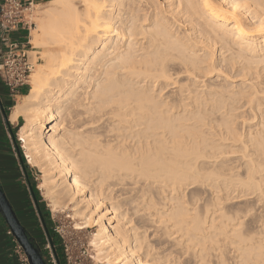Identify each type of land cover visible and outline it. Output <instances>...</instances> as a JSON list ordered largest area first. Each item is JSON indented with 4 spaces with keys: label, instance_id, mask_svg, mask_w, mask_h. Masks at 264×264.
I'll use <instances>...</instances> for the list:
<instances>
[{
    "label": "bare ground",
    "instance_id": "obj_1",
    "mask_svg": "<svg viewBox=\"0 0 264 264\" xmlns=\"http://www.w3.org/2000/svg\"><path fill=\"white\" fill-rule=\"evenodd\" d=\"M49 2L30 38L32 49L49 47L45 64L32 73L30 91L9 119H25V155L40 168V188L52 207L79 219L76 230L97 228L90 241L102 264H151L136 257L146 232L131 226L124 211L129 179L156 180L163 183L162 193L215 183L217 209L203 217L182 205L160 213L181 233V242L190 244L205 242L213 229L226 235L230 228L241 247L264 264V239L254 242L257 235L245 227H251L247 214L222 206L233 197L221 194L225 186H240L232 201L254 195L264 211V0ZM218 53L221 60L214 59ZM220 61L242 75L237 92L198 95L193 82L180 84L178 99H157L173 83L171 68L201 78ZM237 110L241 129L230 123ZM63 112L79 117L71 121L78 131L64 127ZM236 151L242 153L240 165L230 155ZM254 248L259 251L250 252Z\"/></svg>",
    "mask_w": 264,
    "mask_h": 264
},
{
    "label": "rangeland",
    "instance_id": "obj_2",
    "mask_svg": "<svg viewBox=\"0 0 264 264\" xmlns=\"http://www.w3.org/2000/svg\"><path fill=\"white\" fill-rule=\"evenodd\" d=\"M49 4H50V2L38 4V5L34 4V5H32L31 10L27 11L25 13L26 20L31 24V28L28 31V33L30 32V35L28 34L29 37L27 38V41L28 40L30 41L31 34H33L36 31V27L38 26V24H40V21H41L40 15L43 14V12L47 10V8L49 7ZM48 50H49V47L47 45L42 46L38 49H32V45L30 43L28 44L29 58L35 64L33 72L38 67V64H41V63L45 64L44 55ZM221 58H222V56L219 55V53H218L214 59L215 60H221ZM221 62L222 61H220V64L218 65V67L209 76L201 77V78H199V76H197L196 73L190 74V73L181 72L180 67L171 68V73L173 75V81H172L173 83L170 84L167 88H165L163 90L162 94L160 93L163 96H158L159 94L157 95V93L159 92L158 88L154 89V91L150 87H149V89L152 91L151 93H153V94L156 93V95L158 96L157 99L160 97L159 101L165 100V99H168L169 101L174 100V99H178L180 84H190V83L192 84L193 82H195V84H196L195 85L196 87H193V88H196L195 90H196V93L198 95L204 96L206 93H210L209 91H216V90H221V89H222V91H224L227 94H233V93L237 92L238 90H240V88H241L240 83H241V80L243 77L238 71L228 69L226 61H223L222 63ZM30 81H31V76L29 79L28 87L27 88L22 87L20 89V91H26L27 90V93H28L30 91V88H31ZM206 89H208V90H206ZM205 90L208 92H206ZM19 99H20V96H16L10 100L12 102V103L10 102L8 104V105H10V108H6V110L9 112V114H10L13 106L18 102ZM238 112H239V110L232 113V117L234 116L233 117L234 119H231L230 123H232L233 127H235V125H236V128L241 129V127H240V121L241 120H240V118H238L236 116L239 114ZM61 117L63 118L64 127L66 126V128L69 129L70 131L72 129H73L72 131H75V130L78 131V128H75L76 126L71 121L76 122L77 120H79V117L76 118L77 120L75 119L76 121L69 119V117L66 116L65 112H63L61 114ZM232 117L230 115V118H232ZM234 121L235 122L237 121L236 124ZM24 123H25V119L21 118L19 124L11 125L12 130H10L7 127L8 142H9L11 148L13 149V153H15L17 155V158H18V161L20 164V172H22V175H20V177H21V180L23 181V183H21L22 189L26 190V188L29 187V185H30L29 179H30L33 182V185L37 190L38 198L37 197L36 198L38 199V205L40 207V212L38 211L35 203L33 202V197L31 196L30 198L26 199L27 197L25 194H27V193H26V191L23 192L24 197H26L24 199L28 200V204H31L30 207L33 208L32 210H29V212H31L32 215H34V217H36L35 220L33 221V223L28 222V223H26V226L29 230H31L32 236L36 237V239L38 240L37 243L42 250V255H43L44 259L46 260L47 264H102L101 261H98L96 259V251H95V249L92 246L91 241H90L92 233L95 232L97 228L87 229V230H76L75 229V221L76 220L80 221V220L77 218L74 219V217L71 215V212L69 210L63 211L62 209H54L52 207L51 201L47 200L43 196V191L40 188V184L42 182V172H41L39 167H36V166L28 163L27 157L25 155L26 152L24 151L25 148L23 147V143H22L21 138H20V129ZM78 123H79V121H78ZM62 126L63 125H61V127ZM102 126L106 127L107 123H103ZM103 127H102V130L100 129L101 131L106 130V129H103ZM247 129H248V127H247ZM208 136L211 137L210 134ZM105 137L103 136V139ZM78 147L79 146H77V148ZM21 154L25 158V163L27 165V169L24 168L23 161L21 162ZM230 155H233V158L237 159L238 165H240V163H242V161H241L242 153L240 151H236ZM236 165H237V163H236ZM242 169H243V167H241V169H240L241 172H242ZM243 171H244V169H243ZM242 175H243V173H242ZM242 175H241V177H242ZM243 177L241 179H243ZM134 179H132V178L129 179V183H127L128 185H126V186H128L126 188L127 189L129 188L128 191H131V192L128 193L129 194L128 200H130L129 201L130 204L129 203L125 204V205H127L126 208L124 205V208H125L124 211L126 212V215L128 214L126 216V217H128L127 219H129V217H130L129 220H131V223H130L131 226H133V224H134L133 227H138L139 230L146 232V239L144 240V243H143L144 248L137 251L136 257L141 255L140 256L141 258H143L144 260H146L147 262H149L151 264L152 263L153 264H262L259 261L257 262V260L254 256H250V254H248V251H246V249H249V247H247V248L244 246L241 247V245L239 244L240 242L237 240V238L233 237V235L231 233H229L230 228H228L229 230L228 229L225 230L227 233L226 235L224 234V232L221 233L222 231H220L219 228L216 229L217 232L215 231V229H213L214 231L213 230L211 231L213 234L210 235V233H209L210 236H208V238L206 239L205 242L201 241L202 244H201V242H199V245H198V243L197 244H190L188 242H183V241L181 242V237H179V235H181V233L178 231H175L172 227H170V221L165 220L166 217L162 216V213L166 214L168 211L172 210L174 207L178 209V208L183 206V207H188L193 213H196V214L198 213L203 217L207 210L217 209L216 205L214 204L215 198L213 196H215L216 192L218 191L217 190L218 184L211 183V184L216 186V187L213 186L216 190L214 188H212L211 184L209 186V183H205V184L204 183H199V184H196V183L191 184L190 183V184L185 185L184 188L182 187L180 189L181 191L180 190L175 191V190L171 189L173 192L175 191L174 193L171 192L169 187L166 188L167 191H165L166 190L165 188H162V190H161V191H163V193H162V192H160L161 188L159 189V187H162L163 183L162 184L158 183V181H156V180L155 181L154 180H149V181L145 180L144 181L145 183H144L142 181V179L140 181H138V179H135L136 181L134 184ZM146 181H147V183H146ZM152 182H155L156 184L152 183ZM142 183H144V184H142ZM148 183H150V184H148ZM145 185H147V187ZM140 186L141 187L143 186L142 189ZM236 187L229 186L226 188V186H225V188L228 190V192L224 188V186L222 187L225 189V190L223 189V192L221 191L222 192L221 194L223 196L226 197V195L228 196L229 194H231V196L229 195V197L230 198L233 197L230 200L228 199V201H226L224 199L226 204H224L222 206H224L228 209H231L235 212L237 211L236 213H238V214L241 213V214H239V216L242 214H243V216L245 214H247L244 216V221H245V223L249 222V224H251V227L248 224L245 227L248 226L247 228H252L253 232L251 231V229H250L251 232L248 230L249 231L248 233L249 234L251 233L250 234L251 236H253V235L254 236L257 235V236H256V239L255 238H249L251 236L247 237L246 235L244 237L251 240L252 242L250 241V243L254 244V242L256 240H258V238L264 239V238H262V236L264 235V233H263L264 232V228H263L264 227V224H263V222H264V211H263V208L258 209L257 206H259V205H257V202H256L257 199L254 195H248L249 197H247L246 199H244L242 201H238V202L232 201L234 198L237 199L238 195L243 190V188H241L240 186L239 187L236 186ZM239 188H241V189H239ZM140 191H142V192H140ZM30 194H31V191H30ZM250 196H252L253 198ZM254 197L256 200L254 199ZM135 198H136V200H135ZM169 198L173 199V200L171 199L172 202H171V200H169ZM149 200L151 201L149 203L155 202L154 207L152 205H149V203H147ZM168 201H169V203H168ZM174 201H175L176 205H175ZM178 201H180L181 203ZM144 202H146L147 205ZM166 203L169 205H167ZM252 203L253 204L255 203L254 207H257V208H254ZM179 205H182V206H179ZM165 207H167V208H165ZM21 208H27V207H21ZM156 209L158 210L159 213L164 211V210L167 211V209H169V210L167 212L164 211V212L159 214ZM21 210H23V209H20V211ZM244 211H245V213H244ZM249 211H250V213H248ZM21 212H23V211H21ZM26 212H28V210ZM231 215H233V214H231ZM21 217L23 220L25 219L24 216H21ZM159 218H161V219H159ZM162 218H164V219H162ZM44 225H46V227ZM167 228H169V229H167ZM172 230L175 234L172 232ZM168 231H169V233H168ZM176 232H178V233H176ZM50 233L53 235V238L55 239V242H56V244L54 246L51 245L50 240H49L50 239L49 238ZM248 233H247V235H249ZM212 235H213V237H212ZM258 235H259V237H258ZM214 237H216V238H214ZM230 238L232 240L234 239L233 241L236 243H234ZM215 239H217V241ZM248 239H244V240H248ZM252 239L253 240L255 239L254 242ZM262 243L264 245V240ZM238 244H239V247H238ZM204 246L205 247L207 246V248H205ZM200 247H202V248H200ZM235 247H237V248H235ZM256 249L257 248H254L253 249L254 251L252 249H251V251L250 250L249 251L250 252L259 251V249H257V250ZM262 250L264 251V249H262ZM241 251H243V252H241ZM247 254L251 258H249V256ZM58 255L60 257V260H59ZM60 261H61V263H60Z\"/></svg>",
    "mask_w": 264,
    "mask_h": 264
},
{
    "label": "built area",
    "instance_id": "obj_3",
    "mask_svg": "<svg viewBox=\"0 0 264 264\" xmlns=\"http://www.w3.org/2000/svg\"><path fill=\"white\" fill-rule=\"evenodd\" d=\"M32 5L31 1L26 0H3L0 4V27L4 32L3 49L0 50V86L11 97H16L22 87L28 86L35 66L28 55L30 41L21 42L10 38V34L19 31L21 26L30 30L31 24L26 20L25 13L31 10ZM9 234L13 236L14 252L19 264H30L27 254L11 230Z\"/></svg>",
    "mask_w": 264,
    "mask_h": 264
},
{
    "label": "crops",
    "instance_id": "obj_4",
    "mask_svg": "<svg viewBox=\"0 0 264 264\" xmlns=\"http://www.w3.org/2000/svg\"><path fill=\"white\" fill-rule=\"evenodd\" d=\"M3 0H0V4ZM31 1L32 4H43L47 3L51 0H26ZM3 30L0 27V50L3 49ZM28 37V28L21 26L19 31L13 32L10 34V38L13 40H18L21 42H27ZM28 86H24L23 88H27ZM27 93L26 91H19L17 96H22ZM0 105H3L4 110L9 107L10 100L13 97L10 96L7 90L0 86ZM11 113V112H10ZM10 115V114H9ZM21 119V118H20ZM20 119L17 122H11L8 116V121L4 118V114L2 111V107L0 106V166H5V170L2 171V167H0V184L5 186L7 191L8 199L14 196L12 188H8L12 186L13 181H18L17 183H23L20 175V164L17 158V155L13 153V149L11 148L8 142V132L7 127L12 130L11 125L19 124ZM14 164V165H13ZM7 165L9 167H7ZM30 193L29 187L26 188V193ZM32 195H30L31 197ZM10 200V199H9ZM11 202V201H10ZM12 204V203H11ZM10 227L8 226L2 212L0 211V264H19L17 256L14 252V241L13 236L9 234Z\"/></svg>",
    "mask_w": 264,
    "mask_h": 264
},
{
    "label": "water",
    "instance_id": "obj_5",
    "mask_svg": "<svg viewBox=\"0 0 264 264\" xmlns=\"http://www.w3.org/2000/svg\"><path fill=\"white\" fill-rule=\"evenodd\" d=\"M0 106L2 107L4 118L8 121V116L3 108V105ZM22 161L23 160L21 158V162ZM24 168L26 169V166H24ZM29 189L33 197V202L35 203L38 211L40 212L38 199L36 198V195L33 191L31 184L29 185ZM0 211L2 212L8 226L10 227L11 232L13 233L17 241L20 243V245L23 247L25 253L27 254L30 264H47L46 260L42 255V250L40 246L38 245V243L34 241L33 238L29 236L28 230L20 222L18 215L14 210L1 184H0ZM44 226L46 227V225ZM49 240L51 245L54 246L52 240L51 239Z\"/></svg>",
    "mask_w": 264,
    "mask_h": 264
},
{
    "label": "trees",
    "instance_id": "obj_6",
    "mask_svg": "<svg viewBox=\"0 0 264 264\" xmlns=\"http://www.w3.org/2000/svg\"><path fill=\"white\" fill-rule=\"evenodd\" d=\"M12 103V102H11ZM9 107H10V105H9ZM5 112H6V114H7V116H9V112L7 111V110H5ZM21 158H22V160H23V164H24V166H26V169H27V165H26V163H25V158H24V156L21 154ZM14 165V164H13ZM0 167H2L1 169H2V171H4L5 170V166L3 165V166H0ZM7 167H9L8 165H7ZM18 181H13V184H12V186H9L8 188H12V190H13V194H14V196L12 197V199L11 198H9L10 199V201H11V203H12V206H13V208H14V210L16 211V213H17V215L19 216V217H21V216H24L25 217V221L23 220V222H24V224L26 225V223H33V221L35 220V218L36 217H34V215H32V213L31 212H29V210H32L33 208L32 207H30L31 206V204H28V200H25L24 198H26V199H28V198H30V193L28 192L27 194H25L26 195V197H24V193L23 192H25L26 190H23L22 189V186H21V184L20 183H17ZM29 183L32 185V188H33V191H34V193H35V195H36V197L38 198V196H37V190H36V188L34 187V185H33V182L29 179ZM3 187V189H4V191L6 192V194H7V191H6V189H5V186H2ZM22 190V191H21ZM21 207H27V208H21ZM30 208V209H29ZM20 209H23V210H21V211H23V212H21L20 211ZM28 210V212H26ZM23 213V214H22ZM22 218V217H21ZM30 220V221H29ZM49 238L52 240V242H53V244L55 245L56 244V242H55V239L53 238V235L50 233V236H49ZM58 257H59V255H58ZM59 260H60V257H59ZM60 263H61V261H60Z\"/></svg>",
    "mask_w": 264,
    "mask_h": 264
},
{
    "label": "flooded vegetation",
    "instance_id": "obj_7",
    "mask_svg": "<svg viewBox=\"0 0 264 264\" xmlns=\"http://www.w3.org/2000/svg\"><path fill=\"white\" fill-rule=\"evenodd\" d=\"M18 218H19V220H20V222L22 223V225L28 230V233H29V236L31 237V238H33L34 239V241L37 243L38 242V240L36 239V237H34V236H32V232H31V230H29L28 228H27V226L24 224V222H23V220H22V218L21 217H19L18 216Z\"/></svg>",
    "mask_w": 264,
    "mask_h": 264
}]
</instances>
